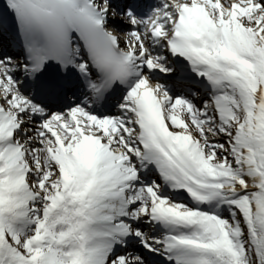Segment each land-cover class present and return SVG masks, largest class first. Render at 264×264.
I'll list each match as a JSON object with an SVG mask.
<instances>
[{"label": "snow or ice", "instance_id": "1", "mask_svg": "<svg viewBox=\"0 0 264 264\" xmlns=\"http://www.w3.org/2000/svg\"><path fill=\"white\" fill-rule=\"evenodd\" d=\"M0 264H264V0H3Z\"/></svg>", "mask_w": 264, "mask_h": 264}]
</instances>
